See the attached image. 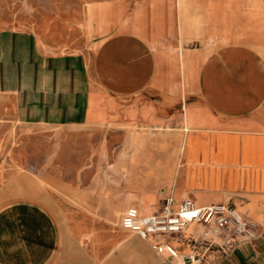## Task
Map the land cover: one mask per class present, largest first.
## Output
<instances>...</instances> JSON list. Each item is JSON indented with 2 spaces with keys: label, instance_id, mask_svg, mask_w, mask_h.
Returning <instances> with one entry per match:
<instances>
[{
  "label": "crops",
  "instance_id": "crops-1",
  "mask_svg": "<svg viewBox=\"0 0 264 264\" xmlns=\"http://www.w3.org/2000/svg\"><path fill=\"white\" fill-rule=\"evenodd\" d=\"M77 30L72 50L0 32V121L109 136L85 148L108 169L55 177L61 214L0 200V264H171L121 226L129 206L152 215L161 197L229 204L260 227L226 255L191 224L165 238L181 253L264 264V0L92 1Z\"/></svg>",
  "mask_w": 264,
  "mask_h": 264
},
{
  "label": "rangeland",
  "instance_id": "rangeland-1",
  "mask_svg": "<svg viewBox=\"0 0 264 264\" xmlns=\"http://www.w3.org/2000/svg\"><path fill=\"white\" fill-rule=\"evenodd\" d=\"M92 1L99 0H0V32H34L75 49L78 23ZM4 125L0 121V200L14 195L40 200L61 214L63 192L55 177L106 174L108 168H101L98 153L85 148L102 139L110 143L109 136H67L64 127ZM64 141L72 145L66 157L59 147ZM119 218L114 219L116 223Z\"/></svg>",
  "mask_w": 264,
  "mask_h": 264
},
{
  "label": "built area",
  "instance_id": "built-area-1",
  "mask_svg": "<svg viewBox=\"0 0 264 264\" xmlns=\"http://www.w3.org/2000/svg\"><path fill=\"white\" fill-rule=\"evenodd\" d=\"M173 202L172 198L162 199L160 210L152 215H142L138 207L129 206L121 220L123 229L149 240L157 254L171 264L203 263V253L184 254L165 241L169 235L185 232L191 224L201 229L200 246L219 248L226 255L260 236L259 225L229 204L198 206L192 198H186L174 208Z\"/></svg>",
  "mask_w": 264,
  "mask_h": 264
}]
</instances>
